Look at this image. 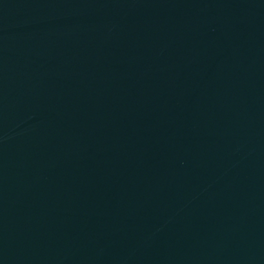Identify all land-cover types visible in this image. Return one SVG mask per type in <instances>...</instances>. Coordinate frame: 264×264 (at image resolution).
I'll return each instance as SVG.
<instances>
[{
    "label": "water",
    "instance_id": "obj_1",
    "mask_svg": "<svg viewBox=\"0 0 264 264\" xmlns=\"http://www.w3.org/2000/svg\"><path fill=\"white\" fill-rule=\"evenodd\" d=\"M0 264H264V0H0Z\"/></svg>",
    "mask_w": 264,
    "mask_h": 264
}]
</instances>
